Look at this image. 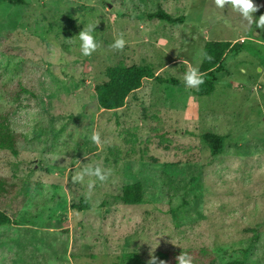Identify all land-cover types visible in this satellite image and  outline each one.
Masks as SVG:
<instances>
[{"label": "rangeland", "instance_id": "obj_1", "mask_svg": "<svg viewBox=\"0 0 264 264\" xmlns=\"http://www.w3.org/2000/svg\"><path fill=\"white\" fill-rule=\"evenodd\" d=\"M21 1H0V113L19 135L15 152L0 150V176L16 183L0 197L11 219L0 264H156L159 253L163 264L184 253L191 264H264V0H252L251 25L214 0ZM159 8L184 21L146 17ZM88 25L98 46L84 56ZM208 40L253 51L227 55L213 91L197 96L183 74ZM133 64L180 84L144 79L117 112L100 108L94 86ZM202 132L224 136L220 155ZM97 166L104 181L75 179ZM135 182L141 201L121 202ZM80 200L87 209L70 207Z\"/></svg>", "mask_w": 264, "mask_h": 264}, {"label": "trees", "instance_id": "obj_2", "mask_svg": "<svg viewBox=\"0 0 264 264\" xmlns=\"http://www.w3.org/2000/svg\"><path fill=\"white\" fill-rule=\"evenodd\" d=\"M2 1V0H0ZM10 4H20L21 0H7ZM148 19L168 23L180 24L184 21L183 15L174 16L162 8L146 15ZM246 42H230L226 40H208L203 45L202 59L198 70L203 76L204 83L195 88L194 93L197 96L210 94L214 89V83L217 80V74L225 70L224 60L229 54H236L240 51H251V47ZM144 79H153L159 84L179 85L178 79L173 77H162L156 75L149 66L133 64L129 66L117 65L110 67L107 71V80L96 84L94 92L97 103L100 108L107 111L117 112L121 108L127 96L141 87ZM18 133L14 132L10 126L7 115L0 113V150H10L15 152L18 141ZM199 139L205 143L213 156L220 155L224 148L225 138L213 132H202L198 135ZM16 183L9 177L0 176V197L9 195L15 189ZM142 187L139 182L124 185L121 188L118 198L125 204H137L141 201ZM76 211H82L88 208L85 200L72 203L70 206ZM11 223L10 217L0 211V225ZM135 256H138L135 254ZM156 264L164 263L168 255L159 253L156 255ZM194 264V263H193ZM204 264V263H203ZM207 264H216L209 262ZM226 264H243L239 260L230 261Z\"/></svg>", "mask_w": 264, "mask_h": 264}, {"label": "clouds", "instance_id": "obj_3", "mask_svg": "<svg viewBox=\"0 0 264 264\" xmlns=\"http://www.w3.org/2000/svg\"><path fill=\"white\" fill-rule=\"evenodd\" d=\"M217 7H223L226 3L231 4L232 8L238 10L240 14L248 21L251 25L253 21L252 13L257 10V6L252 3V0H214ZM255 25L257 28L264 26V14H261L258 19L255 20ZM96 25H88L84 29L80 30L77 34V39L80 44V51L82 55L88 56L91 55L93 51L98 46V43L94 37V29ZM125 45V41L122 37L117 38L113 47L120 49ZM183 82L187 88H198L199 85L204 83L203 76L196 67H189L188 70L183 74ZM93 143L99 144L100 134L99 132H93L90 137ZM107 170L97 167H87L84 168L81 174L75 177L76 180H83L85 175L95 176L98 180L104 181L107 178ZM89 189L93 187V182L88 183ZM178 264H191V259L187 256L186 253L179 254L176 257ZM151 264H155V257L151 258ZM163 264V262H161Z\"/></svg>", "mask_w": 264, "mask_h": 264}, {"label": "crops", "instance_id": "obj_4", "mask_svg": "<svg viewBox=\"0 0 264 264\" xmlns=\"http://www.w3.org/2000/svg\"><path fill=\"white\" fill-rule=\"evenodd\" d=\"M237 42H243V41H237ZM247 43V42H246ZM247 45H249L250 47H251V45L248 43ZM251 51H253L252 49H251ZM245 52H248V51H245ZM250 52V51H249ZM136 91V90H135Z\"/></svg>", "mask_w": 264, "mask_h": 264}]
</instances>
